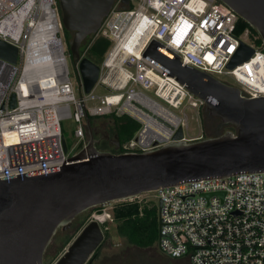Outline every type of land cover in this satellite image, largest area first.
<instances>
[{"label":"built area","instance_id":"obj_1","mask_svg":"<svg viewBox=\"0 0 264 264\" xmlns=\"http://www.w3.org/2000/svg\"><path fill=\"white\" fill-rule=\"evenodd\" d=\"M56 4L0 0V40L18 50L15 64L0 58V177L62 166L74 154L63 147L61 120L66 118L75 123L73 135L80 149L88 141L85 118L97 116L125 115L138 123L135 135L123 142V152L172 143L179 127L186 141L202 138L188 135L187 113L193 110L197 115L200 107L205 108L204 101L142 56L152 39L189 67L235 85L243 96H264L262 43L256 44L248 29L239 31L240 17L219 0H114L98 30L80 47L74 63L76 82L69 76L71 55ZM51 11L58 30L51 43L43 45L46 35L35 30L50 21ZM98 38L109 40L110 46L98 64L96 83L86 93L79 61L88 57ZM241 42L253 53L230 69ZM39 63L49 68L46 77L24 89V70ZM97 87L105 93H97ZM153 192L90 210L62 254L90 221L104 233L113 222L115 207L142 206L156 197L160 254L184 258L189 264H264V171L182 182Z\"/></svg>","mask_w":264,"mask_h":264},{"label":"water","instance_id":"obj_2","mask_svg":"<svg viewBox=\"0 0 264 264\" xmlns=\"http://www.w3.org/2000/svg\"><path fill=\"white\" fill-rule=\"evenodd\" d=\"M219 1L256 31L264 48V0ZM113 2L57 0L62 28L71 35L67 46L73 63L79 59L82 42L98 30ZM252 53L253 48L241 42L227 67ZM17 55L15 46L0 40V58L15 64ZM142 56L186 85L204 101L208 116L230 128L186 141L179 127L172 143L141 152H113L97 147L90 119L85 118L88 141L62 166L0 177V264H44L57 230L102 204L182 182L264 171V96H243L235 85L189 67L154 39ZM79 69L87 93L97 81L99 65L83 57ZM9 106H15L14 94ZM63 147L66 151L65 139ZM102 240L99 224L90 221L55 264L89 262Z\"/></svg>","mask_w":264,"mask_h":264},{"label":"trees","instance_id":"obj_3","mask_svg":"<svg viewBox=\"0 0 264 264\" xmlns=\"http://www.w3.org/2000/svg\"><path fill=\"white\" fill-rule=\"evenodd\" d=\"M238 29L239 31H243L244 29H248L249 35L251 38L254 39L255 43L260 45L261 40L256 33V31L250 27L244 20L241 18L238 21ZM69 33L65 31V36L68 37ZM87 41L85 39L81 46ZM110 44V41L105 38H98L95 40V42L89 47L87 51V56L90 60L94 61L95 57L97 55H104L106 50L108 49ZM80 46V47H81ZM111 120H109V126H106V123L101 120L102 127L106 129V132L108 134L112 133L115 134L117 139L119 140L120 146L118 147V150H113V152H123L122 150V144L124 141L129 140L132 138L137 129H138V123L132 119L129 116H107ZM92 119L90 118V123ZM95 122V121H94ZM98 127H100V121L95 122ZM93 124H91V127ZM93 131V128H92ZM205 128L203 126V133H205ZM221 133V132H219ZM217 133V134H219ZM216 135L213 133L212 135L207 136H213ZM93 136L97 140V147L102 150H107L109 148V142L108 140L104 138H100L97 136V134L93 131ZM205 136V137H207ZM204 137V136H203ZM113 215V223L115 225V232L117 235L121 238H123L126 241V244L128 246H133L138 249H146L150 252H155L150 248L152 245L155 235H156V207L150 206L147 204H144L142 206L138 204H122L117 207H115L112 210ZM86 217V214L83 216L82 219ZM83 221V220H82ZM78 228V227H76ZM72 235H68L64 245L70 240ZM48 251V250H47ZM99 252L96 251V256H98ZM125 255L128 259L135 258L137 254L134 252H126L122 254V257L124 258ZM130 256V258H129ZM136 260V258H135Z\"/></svg>","mask_w":264,"mask_h":264},{"label":"rangeland","instance_id":"obj_4","mask_svg":"<svg viewBox=\"0 0 264 264\" xmlns=\"http://www.w3.org/2000/svg\"><path fill=\"white\" fill-rule=\"evenodd\" d=\"M56 11H57L58 18L60 20L58 3L56 4ZM61 33L63 34V39L67 44V41L69 38H71V35L68 34L69 36L66 37L65 36V30L62 28V26H61ZM109 46H110V44H109ZM103 57H104V55H102V56L97 55L94 59V62L96 64H101ZM67 64H68V71H69L70 79L73 82H76L77 78H76V73H75V69H74V63L72 62L69 54L67 56ZM95 91L97 93H100V94L105 93V91L100 87H97ZM187 114H188V135L190 137H195L197 135H201L202 138H204L205 134L203 133V124H204L203 122H204L205 118L207 117V113L205 112V109L203 107H200L198 109L197 115H196L195 111H193V110L188 111ZM91 119L92 120L94 119L95 122H98L99 121L98 119H100L106 123V126H109L107 124H109V120H111L107 116H97V117H92ZM61 125H62V130H63L65 142H66L67 147H68V151L71 154L79 151L80 150V143L77 141V138H75V136L73 135V129L75 127V123L73 122V120L70 118L62 119ZM224 130H226V129L223 128L220 132H223ZM206 131L208 132V135L213 134L211 129H207ZM109 135H110V137H109L110 140H116L117 139L116 138L117 136L115 134L110 133ZM107 150L113 151V150H118V148L112 149L111 147H109ZM151 194H155V192H151ZM147 205L156 207V216H157V219H156V235H155V239H154L152 245L150 246V248L152 250H154L155 252L160 254V252L156 248V239H157V231H158V200H157V198L156 197L151 198L149 201V204H147ZM88 212H90V210L85 212L84 214L87 215ZM74 234L75 233L73 232L72 235L74 236ZM103 235H104L105 241L102 242L100 247L97 249L99 254L94 259L93 264H102L107 259H113V257L116 258L117 255L122 256L124 251H126L128 253L134 252L135 254H137V256L139 254H143L144 257L146 254L151 253L149 250H146V249H138V248H135L133 246H128V244H126V241L123 238L119 237L117 235V233L115 232V225L113 222L111 224H109L107 230L103 233ZM64 237L65 236H64L63 231L59 230L56 233L54 240L51 242L50 246L48 247V253L46 254V256L44 258V264H55L57 262V260L59 259V257L62 254V251L66 248V246L68 245V243L72 239V237H71L70 240L68 241V243L64 245V244H62V240L64 239ZM124 258L127 260L126 255ZM179 261L182 262L183 264H189L187 262V260H185L184 258L179 259Z\"/></svg>","mask_w":264,"mask_h":264},{"label":"flooded vegetation","instance_id":"obj_5","mask_svg":"<svg viewBox=\"0 0 264 264\" xmlns=\"http://www.w3.org/2000/svg\"><path fill=\"white\" fill-rule=\"evenodd\" d=\"M98 120L100 121V123H99L100 127H98L96 125V123L94 122V119L91 121V124H93L92 128H93L94 133L97 134V136H99V139L100 138H104V139L108 140L109 147H111L112 149L118 148L120 146L119 140L118 139L110 140V138H109L110 135L106 132V129L104 127H102L103 125L101 123V120L100 119H98ZM203 123H204L203 126H204L205 130L211 129L212 132L215 133V134L219 133L223 128H225V129L230 128L229 126L222 125L221 122H220V119L218 117H216V116H208L207 115V117L205 118ZM204 134H205L204 136H207L208 132L205 131ZM84 213L76 216L70 222L69 226H67L65 229L59 228L57 230V232L60 230V231H63V233H64L65 237L62 240V244L65 243V240H66L68 235H72L73 232L74 233L76 232V230L78 229L76 227L80 226V224H81V222L83 220L82 218L85 215ZM56 233H55L52 241L54 240V238L56 236ZM104 241H105V238H104V235H103L102 242H104ZM102 242L99 244V246L96 248V250L100 247ZM47 250H48V248H47ZM47 250L45 252V256L48 253ZM96 250L92 254L91 258L89 259L90 261L85 263V264H93L94 259L97 257L96 256ZM45 256H44V258H45ZM129 258H130V256H129ZM135 258H136V260H135ZM135 258H133V259L132 258H130V259L127 258V260H126L122 256H118L117 255L116 258L113 257V259H107L102 264H183L182 262L179 261V259H172V258H169L167 256L161 255L159 253H154V252L146 254L145 257H144L143 254H139Z\"/></svg>","mask_w":264,"mask_h":264},{"label":"bare ground","instance_id":"obj_6","mask_svg":"<svg viewBox=\"0 0 264 264\" xmlns=\"http://www.w3.org/2000/svg\"><path fill=\"white\" fill-rule=\"evenodd\" d=\"M50 13L52 17L50 21L45 24H40L38 29L35 30L36 33H43L46 35L47 40L44 39L43 45L51 43L52 34L58 30V24L56 22L54 13L53 11H51ZM48 39H50V41ZM48 59L51 61V57H49ZM48 59H45L46 64L49 63ZM48 71L49 68L43 63L36 64L35 66H27V68L24 70L23 78L21 79L22 87L25 89L32 84L36 85L39 81L46 77Z\"/></svg>","mask_w":264,"mask_h":264}]
</instances>
